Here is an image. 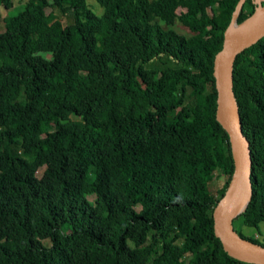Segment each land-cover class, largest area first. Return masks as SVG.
<instances>
[{
  "label": "trees",
  "instance_id": "1",
  "mask_svg": "<svg viewBox=\"0 0 264 264\" xmlns=\"http://www.w3.org/2000/svg\"><path fill=\"white\" fill-rule=\"evenodd\" d=\"M96 1L101 15L87 0L0 7V264H252L213 220L234 172L214 58L239 0ZM233 89L253 181L233 226L264 245L241 231L264 222V37L236 57Z\"/></svg>",
  "mask_w": 264,
  "mask_h": 264
},
{
  "label": "water",
  "instance_id": "2",
  "mask_svg": "<svg viewBox=\"0 0 264 264\" xmlns=\"http://www.w3.org/2000/svg\"><path fill=\"white\" fill-rule=\"evenodd\" d=\"M245 1H238L225 31L223 46L214 58L216 119L229 134L234 172L225 195L213 210V220L215 235L230 256L242 262L264 264V245L241 236L233 226V220L246 210L253 193L250 140L243 131L233 89L234 61L238 54L264 37V0H253L257 4L253 14L242 23H237ZM234 22L237 28L229 32Z\"/></svg>",
  "mask_w": 264,
  "mask_h": 264
},
{
  "label": "rangeland",
  "instance_id": "3",
  "mask_svg": "<svg viewBox=\"0 0 264 264\" xmlns=\"http://www.w3.org/2000/svg\"><path fill=\"white\" fill-rule=\"evenodd\" d=\"M27 0H14V5L12 8H10L9 10L4 9L2 6L1 10H2V18L4 16H6L7 14L9 15H15L17 14L21 7L23 6V4L26 2ZM227 3L233 4L236 0H224ZM88 5L90 6V8L97 13L98 15H101L103 13V7L96 1V0H87ZM256 4V3H255ZM257 6V4H256ZM174 28L181 32V33H185L186 35L190 34V31L182 26L181 24H176L174 26ZM4 30V22L3 20H0V31ZM43 135V134H42ZM38 140L41 139V137L37 138ZM221 145L224 146V143L222 141H220ZM45 167H41L37 173L35 174V176L31 179V183L33 186H37L38 184V180L41 177L43 170ZM226 181V176L225 173L223 172L220 173L219 171H215L214 175H213V182L211 185V189L213 191L217 190L219 187L223 186L225 184ZM92 197H90L91 199ZM139 207V205L137 206ZM237 227H239V225H237ZM241 231L247 235V236H254L260 239L261 242L264 243V222H261L259 224V228H255V227H249V226H241ZM45 243L47 245H50V241H46Z\"/></svg>",
  "mask_w": 264,
  "mask_h": 264
},
{
  "label": "bare ground",
  "instance_id": "4",
  "mask_svg": "<svg viewBox=\"0 0 264 264\" xmlns=\"http://www.w3.org/2000/svg\"><path fill=\"white\" fill-rule=\"evenodd\" d=\"M237 28V24L234 22L229 30V32L234 31Z\"/></svg>",
  "mask_w": 264,
  "mask_h": 264
}]
</instances>
